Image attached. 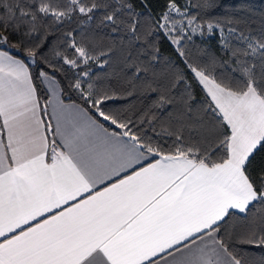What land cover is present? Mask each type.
<instances>
[{
  "label": "snow or ice",
  "instance_id": "obj_1",
  "mask_svg": "<svg viewBox=\"0 0 264 264\" xmlns=\"http://www.w3.org/2000/svg\"><path fill=\"white\" fill-rule=\"evenodd\" d=\"M218 6L0 0V264H264V27Z\"/></svg>",
  "mask_w": 264,
  "mask_h": 264
},
{
  "label": "trees",
  "instance_id": "obj_2",
  "mask_svg": "<svg viewBox=\"0 0 264 264\" xmlns=\"http://www.w3.org/2000/svg\"><path fill=\"white\" fill-rule=\"evenodd\" d=\"M217 3L219 6L214 10L215 18H236L242 23L249 25L251 31L256 32L264 27V0H217ZM195 43L198 45L204 44L205 46L212 48L213 51L216 50V38L209 40L204 37H200L195 40ZM160 51L162 60L158 65H156L155 70L158 75L163 76L165 72L169 70L165 62L172 61L173 63H179V59L176 57L174 51L166 41L160 45ZM108 71H111V69H108ZM192 83L195 99L197 101L203 100L204 93L198 86L195 85V82ZM143 103L144 102L140 99H133L130 104H126L125 106L130 107L134 104L137 107H140ZM253 166H264V151L257 154L253 161ZM261 210L262 209H260L259 206L255 209V211ZM250 255L252 259L259 260L260 256L264 255V252L253 250Z\"/></svg>",
  "mask_w": 264,
  "mask_h": 264
}]
</instances>
